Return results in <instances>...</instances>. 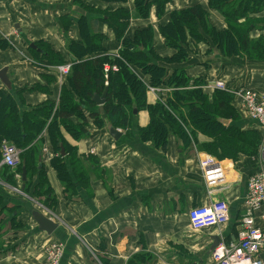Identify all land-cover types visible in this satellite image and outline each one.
Here are the masks:
<instances>
[{
  "label": "crops",
  "instance_id": "1",
  "mask_svg": "<svg viewBox=\"0 0 264 264\" xmlns=\"http://www.w3.org/2000/svg\"><path fill=\"white\" fill-rule=\"evenodd\" d=\"M196 4L209 13H217L208 7V0H169L161 16L153 5L146 18L130 19L124 37L132 38L137 29L150 28L156 54L170 57L176 50L166 46L160 27L168 23L173 11ZM117 9L132 14L134 0H0V69H8L12 84L10 93L14 95L17 90L24 89L23 102L30 107L46 100L57 104L62 87L67 86L65 76L60 77L55 70L38 65L30 44L46 43L62 56L64 63H71L66 43L81 39L80 26L73 19H83L90 29L92 19L99 18L95 30L102 35L104 51L94 55H115L121 41L116 39L113 28L105 20L107 12ZM258 14L254 16L260 17ZM257 27L259 29L253 32L264 36V24ZM207 43L202 50L203 47L188 42L186 60L161 63L169 70L183 68L191 79L221 78L234 86L264 89V60L225 57L218 50H210L209 38ZM140 77L147 81V76L140 74ZM50 78L53 81L48 83ZM35 85L41 88L32 90ZM0 91L8 92L1 81ZM149 97L154 101L153 96ZM148 121L147 111L138 112L133 130L146 126ZM90 131V137L73 140L70 144L75 146L79 156H89L92 160L89 166V160L85 163L90 180L84 186L77 184L75 195L67 196L64 192V185L50 163L51 150L47 154L41 152L40 163L52 190L48 207H43L45 196L40 207L32 197V187L30 192H25L26 183L21 181L14 189L6 184L3 187L1 183L5 179H0L3 196L0 264H43L44 246L51 241L64 245L60 264H128L136 253L148 255L149 264H212L209 258L212 237L221 235L222 229L192 230L187 212L209 200L223 199L232 206L231 216L236 217L241 212L246 177L257 163H248L246 157L249 156L235 161L221 159L233 184L209 193L198 169V160L207 152L198 150L193 139L186 143L178 135L170 134L165 148L160 149L150 141H138L135 131L133 137L128 138L122 130V141L113 140L105 127H94ZM46 140L44 138L43 149H46ZM91 148L94 153H89ZM3 206L6 207L3 209ZM12 206L16 207L13 215L15 223H19L18 228L11 227L8 210ZM34 212L51 217L60 223L59 227L51 235L40 231L32 218ZM233 222L223 228L224 236H229L234 229Z\"/></svg>",
  "mask_w": 264,
  "mask_h": 264
},
{
  "label": "trees",
  "instance_id": "2",
  "mask_svg": "<svg viewBox=\"0 0 264 264\" xmlns=\"http://www.w3.org/2000/svg\"><path fill=\"white\" fill-rule=\"evenodd\" d=\"M167 1L134 0L135 12L137 11L142 16H148L149 8L154 5L159 14ZM79 4L83 6L81 1ZM208 7L211 10H216L226 19L225 27L217 30L213 24L209 26L207 17L210 13L199 4L174 11L168 23L160 27V31L165 44L174 48L176 52L170 57L163 58L154 51L152 46L153 31L150 28L137 29L132 38L124 37L131 15L125 9L106 13V23L113 28L116 39L121 41V47L115 55H94L104 51L102 35L96 33L95 30L99 18L92 19L91 30L88 29L89 27L83 19H73L80 26L81 39L70 40L66 43L68 53L72 57L71 65L65 76L67 86L62 87L57 104L46 100L39 105L30 107L23 102L24 89L17 90L14 95L10 91L7 93L0 91V142L7 139L15 143L18 148L28 144V148L20 155L21 162L16 169L18 170L22 166L26 169V184H29L28 188H25L26 193L30 192L32 187L33 190L35 189L36 195L46 197L47 206L52 196V190L49 183L46 182L42 167L38 168L37 157L41 154L42 143L38 146L34 143L31 145L29 142L44 132L45 127L52 154L56 153L58 157L52 156L50 163L64 185V192L67 196L75 195L77 182L87 185L90 180V171L88 167L86 168L85 163L88 159L76 156L77 151L72 145L70 147L74 154L71 155V151L68 150V154L61 157L59 152L63 146L60 141L59 127L62 125L65 128H72L69 123L71 117L77 116L82 120L79 127L72 128V135H74L72 137L75 139L82 136L90 137V131L85 130L87 122H85L84 112L87 113L86 116L92 118V122L98 128H103L107 122H110L115 128L125 130V137H133V131H135L138 141H150L160 149L165 148L170 134L178 135L187 143L190 142V138H188L190 133L192 135L193 133H202L210 140L202 141L200 147L206 149L217 159L228 157L235 161L243 155L255 156L257 154L260 135L252 137L248 150L246 144L241 140L234 142L228 140L236 135V132L239 135L242 134L239 125H224L219 122V119H225L222 109L232 106L229 94L217 90L209 94L200 88H190L191 82L202 84L204 78L191 79L183 68L169 70L161 63H180L187 59L188 43L187 41L182 42L180 37L181 32L183 34L188 26L194 34L193 40H197L196 38L199 36L207 40L209 37L203 33V30L208 32L213 38L217 52L225 57L244 55L248 59L264 60V38L252 40L249 35L258 24L262 23L252 19L247 26L242 23L247 20L248 16L254 17L255 14L264 11V0H208ZM188 22H191L192 26L187 25ZM200 25L203 30H200ZM34 45L37 49L30 50L34 53L38 65L44 69H52L50 66L64 63L62 56L48 44L35 42ZM105 65L116 66L117 69L115 71L108 69L105 72ZM140 74L147 76V81H144ZM51 80L53 81V78L47 79V82L49 83ZM148 85L170 87L172 90L162 94L157 101H150L149 96L152 94L148 91ZM39 88H41L40 85L31 87L32 90ZM105 88H108L106 100L98 106L92 98L94 94L101 95ZM207 95H213L214 100H208ZM134 109L137 110V114L145 110L149 115L146 126L136 127V130H133L132 126L137 115L133 113ZM249 122L251 121L249 120ZM182 123H185L186 128ZM249 124L246 123L245 127H248ZM223 133L226 138L222 136ZM258 133L260 134V131ZM44 136L45 134H42L41 141L43 143ZM194 138L196 140L197 136L195 135ZM123 139L121 136L119 141ZM68 155L71 160H67ZM33 172L37 173V182L29 181V175ZM10 175L8 172L7 177ZM71 189L73 192L69 195ZM2 202L3 196L0 194V206ZM4 207L6 206H3V209ZM15 210V206L9 208L8 215H10L11 227L18 228L16 225L19 223H15L16 216H12ZM236 218L237 216H232L233 221ZM234 224L235 222L232 223L233 227ZM1 249L0 246V252ZM149 263L148 255L137 253L128 260V264Z\"/></svg>",
  "mask_w": 264,
  "mask_h": 264
},
{
  "label": "built area",
  "instance_id": "3",
  "mask_svg": "<svg viewBox=\"0 0 264 264\" xmlns=\"http://www.w3.org/2000/svg\"><path fill=\"white\" fill-rule=\"evenodd\" d=\"M70 63L50 66L60 77L66 76L70 69ZM115 71L116 66H104ZM106 77V75H105ZM202 90H222L230 95L232 105L250 120L260 131V143L257 154L254 156L257 167L246 177V192L243 198L241 212L237 215L234 229L229 236H224L223 228L232 220L229 202L223 199L209 200L206 204H198L187 212V220L190 228L195 231L211 228L222 229L218 236V244L209 249V258L212 264H264V89L246 85L233 86L221 78L204 79L200 83ZM170 92L172 88L162 87ZM154 101H157L155 90L148 87ZM122 131V129L118 128ZM43 151H46L44 148ZM89 153H94L93 148ZM20 149L4 140L0 143V167L5 166L10 170H16L20 165ZM254 163V164H255ZM198 169L202 181L208 187L209 193L222 190L233 184L226 175L222 160L211 154H203L198 160ZM227 237V238H226ZM45 263L60 264L64 245L59 241H51L45 244Z\"/></svg>",
  "mask_w": 264,
  "mask_h": 264
},
{
  "label": "rangeland",
  "instance_id": "4",
  "mask_svg": "<svg viewBox=\"0 0 264 264\" xmlns=\"http://www.w3.org/2000/svg\"><path fill=\"white\" fill-rule=\"evenodd\" d=\"M119 1H122V0H119ZM169 1V0H168ZM167 1V2H168ZM166 2V3H167ZM166 3L164 4V6L166 5ZM163 9H164V7H163ZM163 9H162V11H161V13H159L158 14V10H157V8H156V13L159 15V16H161L162 15V13H163ZM181 10V9H180ZM179 11V10H178ZM174 12V11H173ZM264 12V11H263ZM218 13V12H217ZM217 13H210V15L207 17V24L209 25V26H211L212 24L214 25V26H216V29L218 30L219 28H222V26H224V25H226V19L222 16V15H220L219 13V15L217 14ZM172 14V13H171ZM171 14H170V18H171ZM261 14V13H260ZM260 14H258V15H260ZM257 16V15H256ZM256 16H254V17H249L248 16V18H247V20H245V22H242L244 25L246 24V26L248 25V24H250L251 23V20L250 19H252V20H255L256 22H261L262 24H264V13L262 14V15H260V17H256ZM147 16H142V15H140L137 11L135 12H132V14L130 15V18H129V20H128V23H129V21H130V19H132V18H138V19H143V18H146ZM222 17L224 18V20H223V22L225 23V24H223L222 25ZM169 18V19H170ZM259 20H261V21H259ZM255 22V23H256ZM192 23L191 22H188L187 23V25H191ZM192 26V25H191ZM200 30H203L202 28H201V25H200ZM255 29H259L258 27H255ZM262 29H264V27H262ZM203 33L206 35V36H208L209 38H210V41H211V43H212V47L210 46V50L212 51L213 49H215L216 51H217V47L214 45V42H213V38H212V36L208 33V32H205L204 30H203ZM193 35L194 34H192V32H191V30H190V26H188L186 29H185V32H183V34H182V32H181V41L183 42H186L187 41V43L188 42H190L192 45H195V46H200V47H203L202 48V50L205 48V46H207V40H204V39H202V37H198V38H196L197 40H193ZM250 38L252 39V40H257L258 38H264V36L263 35H258L257 36V31H255V32H251L250 34ZM154 36V35H153ZM207 43V44H206ZM167 46V45H166ZM119 55V54H118ZM238 56H244V55H238ZM247 58V57H246ZM64 64V63H63ZM191 84V86H190V88H200V89H202V87H200V84H198V83H190ZM148 87L149 88H153L155 91V96L157 97V98H161V95L162 94H164L165 93V91L166 90H164V89H162V87L161 86H151V85H148ZM169 88V87H168ZM217 91H221L222 92V90H217ZM206 93H209V94H211V93H213V91H211V90H206ZM207 97V99L208 100H214V97H213V95H207L206 96ZM217 102V99H216V101H215V103ZM100 108V107H99ZM84 116L86 117L85 118V122H87L86 123V125H85V130H87L88 132L91 130V128L93 129L94 127H96V125H94V122H92V118L91 117H89V116H86V112H84ZM222 114L224 115V117L223 118H225V119H228L229 120V124L230 125H239L240 126V133H242V134H238L237 132H236V135H234V136H232L231 138H228V140L229 141H232V142H234V141H236V140H241L242 142H244L245 144H246V146H247V148H248V150L250 149V147H249V144H251V140L253 139L252 137H255L256 135L259 137V131H258V128H257V126H255V124H253V123H251V122H249L247 119H246V117H245V115L242 113V112H240L235 106H228V107H226L225 109H222ZM86 119H87V121H86ZM80 121L82 122V120L80 119V118H77V116H74L73 118H71V119H69V123L72 125V128H77V127H79V125H80ZM245 123V124H244ZM246 123H250L249 124V126L248 127H245V125H246ZM182 124H184L183 126H184V128H186L185 127V123H182ZM228 124V125H229ZM243 124H244V126H243ZM60 129H59V133H60V136H61V142L63 143L62 145L63 146H61V148H60V150H59V152H60V154H61V157L62 156H66V154H68L67 152H68V150H70L71 151V147H70V144H71V142L73 141V140H81V139H83V138H86L85 136H82V137H80V138H78V139H75L74 137H72V136H74V135H72V128H68V127H64V126H62V125H60V127H59ZM45 130H44V132H41V134L40 135H37L38 137H35L33 140H29V142H31V145L34 143V144H36V145H40L41 143H42V148H41V152L44 150L43 149V142L41 141V137H42V134L44 135L45 134V136L43 137V138H45V139H47L46 140V142H45V145H46V151H44L45 152V154H47L48 152H49V150H51L52 148H51V144L49 143L50 142V140H49V138L46 136V127L44 128ZM91 132V131H90ZM197 136V138H196V140H194L195 138H194V136ZM224 138H226V136L224 135V133H223V135H222ZM128 138H130V137H128ZM188 138H190V141L193 139L194 141H195V145L197 146V149L198 150H200V151H206L207 153H208V151L206 150V149H203L202 147H200L201 146V142L202 141H208V140H210L209 138H208V136H205V134H202V133H193V135H192V133H190L189 134V137ZM4 141H6V142H8V143H11V144H15V143H13V142H10L9 140H7V139H4ZM43 141H44V139H43ZM1 143V142H0ZM16 145V144H15ZM24 147V148H23ZM28 148V144H26L25 146H22L21 148H19L20 149V154H19V158H20V155H21V153H22V151H24V150H26ZM23 149V150H22ZM76 149V148H75ZM54 153V152H53ZM55 155H53L55 158L57 157L56 155V153H54ZM63 154V155H62ZM72 154H74V151H71V155ZM78 155V153L76 152V156ZM212 155V154H211ZM243 156H245V155H243ZM243 156H241V158H244ZM22 157V156H21ZM41 157H42V154H40L39 155V157H37L38 158V160H37V162H38V166H39V164L41 163ZM52 157V156H51ZM61 157H59V158H61ZM53 158V157H52ZM58 158V157H57ZM226 159H230V158H228V157H225ZM225 158H222V159H225ZM246 158H248V163H252V165H254V163H255V160L253 161V159H254V156H249V157H246ZM87 159L89 160V164H88V166L89 165H91L92 164V160H90V157L88 156L87 157ZM40 160V161H39ZM67 160H71V158H70V156L68 155V157H67ZM20 161H21V159H20ZM88 162V161H87ZM94 165V164H93ZM43 171V170H42ZM8 172L11 174L9 177H7L8 176ZM36 175H37V173L36 172H33V173H30V175H29V181L30 182H32L35 178H36ZM1 178H3V179H5V180H3V184L1 183V185L3 186V187H5V184H6V186L7 187H10V188H14L15 189V186H19L20 184H21V168L20 169H18V170H7L6 168H5V166L2 168V167H0V179ZM26 178H27V175H26ZM39 178H40V180H41V177L39 176ZM43 179V178H42ZM46 179V178H45ZM38 180V178H36V181ZM44 180V179H43ZM23 182V181H22ZM46 182H48V180L46 179ZM25 183H27L26 181H24V185H25ZM76 184H78V182L76 183ZM78 185H80V186H84V185H81V184H78ZM28 186H29V184H26V186H25V188H28ZM77 186V185H76ZM86 188H87V186H86ZM32 190V192L33 193H31L32 194V197L36 200V202H38V203H40V207H42L43 205H42V203L40 202L41 201V199L44 197V195H36V193L34 192L35 191V189L33 190V188L31 189ZM20 192V191H19ZM71 192H73V189H71V191L69 192V195H71L72 193ZM44 204V206L43 207H48L47 206V204H46V202H44L43 203ZM6 214V213H5ZM235 220L236 219H234V222H235ZM45 254V253H44ZM44 258H45V256H44ZM45 260V259H44ZM45 263V261L43 262V264Z\"/></svg>",
  "mask_w": 264,
  "mask_h": 264
},
{
  "label": "water",
  "instance_id": "5",
  "mask_svg": "<svg viewBox=\"0 0 264 264\" xmlns=\"http://www.w3.org/2000/svg\"><path fill=\"white\" fill-rule=\"evenodd\" d=\"M15 27H18V26L15 25ZM30 47L32 49H37V47H36V45H34V43L30 44ZM7 71H8L7 67H3L0 69V81L2 82L3 86L8 91L11 92L12 91V84L8 78ZM107 89L108 88H105L101 95L94 94L92 100H93V102H95L96 105L100 106L105 102ZM133 113L137 114V110L134 109ZM219 122H221L224 125L229 124L228 119H222L221 118V119H219ZM105 127H106V132L108 133V135H110L113 138V140H118L122 136V132L120 130H118V127L115 128L110 122H107ZM40 166H41V164H39L38 167L40 168ZM21 181H23V182L26 181V169L24 166H22V168H21ZM14 214H15V212H14ZM32 218L36 222V225L38 226L37 228L40 231H43L48 235H51L60 225L59 222H54L51 219V217L48 218L45 215L41 214L40 212L32 213ZM218 242H219L218 236H213L210 249L214 248L218 244Z\"/></svg>",
  "mask_w": 264,
  "mask_h": 264
}]
</instances>
